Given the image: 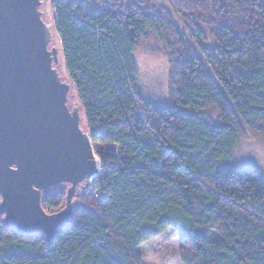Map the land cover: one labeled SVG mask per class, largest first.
<instances>
[{"label":"trees","instance_id":"obj_1","mask_svg":"<svg viewBox=\"0 0 264 264\" xmlns=\"http://www.w3.org/2000/svg\"><path fill=\"white\" fill-rule=\"evenodd\" d=\"M52 1L102 173L51 245L0 216V264H143L140 247L170 229L181 264H264V179L226 166L247 134L264 135V0ZM150 35L169 62V107L139 90ZM66 194L45 192L43 208Z\"/></svg>","mask_w":264,"mask_h":264},{"label":"water","instance_id":"obj_2","mask_svg":"<svg viewBox=\"0 0 264 264\" xmlns=\"http://www.w3.org/2000/svg\"><path fill=\"white\" fill-rule=\"evenodd\" d=\"M43 0H0V216L20 236L43 234L51 245L73 216L78 192L99 176V163L74 85ZM66 188L58 212L43 195Z\"/></svg>","mask_w":264,"mask_h":264},{"label":"rangeland","instance_id":"obj_3","mask_svg":"<svg viewBox=\"0 0 264 264\" xmlns=\"http://www.w3.org/2000/svg\"><path fill=\"white\" fill-rule=\"evenodd\" d=\"M45 1L43 7L44 20L53 26L55 35V45L60 47V41L55 29V12L52 0ZM182 30H184L181 19L176 17ZM190 38V36H188ZM191 44L193 42L190 40ZM63 58V57H62ZM135 59L138 64V86L141 95L161 107L172 105L170 101L169 73L170 66L165 56L162 46L150 35L149 40L140 47L135 53ZM212 73V72H211ZM61 74L67 81H70L64 63L61 65ZM214 80L218 83L212 73ZM71 104L79 105L76 90L73 87L71 91ZM187 112H192L190 109ZM112 147L108 145L109 149ZM95 149V148H94ZM112 151V149H110ZM98 159L99 167L101 166ZM232 169H252L256 170L264 179V135L247 134L246 138L241 140L233 150L232 160L227 163ZM78 193L82 194L83 189ZM220 237L213 233L211 239L218 240ZM140 253L143 264H181L179 258V242L172 233V230L166 231L161 236L152 239L140 247Z\"/></svg>","mask_w":264,"mask_h":264},{"label":"built area","instance_id":"obj_4","mask_svg":"<svg viewBox=\"0 0 264 264\" xmlns=\"http://www.w3.org/2000/svg\"><path fill=\"white\" fill-rule=\"evenodd\" d=\"M68 1H70V2H75V3H78V2H80V1H82V0H68ZM87 1H90V0H87ZM100 164H101V162H100ZM99 169H100V171H99V176L97 177V179L94 181V182H92V183H90L88 186H86L84 189H83V193H86V194H90V193H94V191H93V189H94V183L97 181H100V175H101V173H102V170H101V166L99 167Z\"/></svg>","mask_w":264,"mask_h":264}]
</instances>
